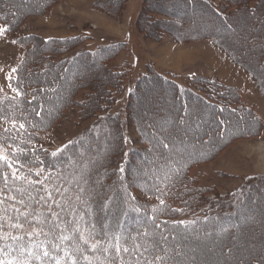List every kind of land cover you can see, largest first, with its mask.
I'll use <instances>...</instances> for the list:
<instances>
[{"label": "trees", "instance_id": "16d2710c", "mask_svg": "<svg viewBox=\"0 0 264 264\" xmlns=\"http://www.w3.org/2000/svg\"><path fill=\"white\" fill-rule=\"evenodd\" d=\"M9 1L0 0V25L3 36L13 38L28 17L35 16V12L46 13L55 0H48V4L39 9L34 6L36 10L31 13L17 11ZM102 1L105 4H101ZM109 1L98 0L95 5L112 15L120 12L128 0H112L114 6H107ZM198 4L206 7L204 10L223 25L222 29L234 20L233 16L248 13L256 17L259 9H264V0H191L187 5L197 8ZM198 9L205 14L202 8ZM141 15L145 14L140 12L134 17L131 30L139 29ZM176 23V27H182L180 22ZM157 34L161 38L168 32L161 29ZM131 37L129 33L128 39L100 38L84 32L73 38L37 35L14 38L18 45L29 46V50L11 80L16 94L10 96L0 91V157H3L0 159V260L8 256L33 264H48L67 249L73 261L69 263L67 259L66 264H174L191 242L207 243L214 237L238 239L254 224H259L244 220L245 208L257 197L252 192L264 184V176H249L237 190L221 192L215 186L201 185L193 175L196 167L209 163L218 155L215 142L225 147L243 134H225L233 118L247 116L252 118V124L261 121L254 107L247 103L241 89L221 79L166 73L148 61L142 68L139 57L134 54V63L119 61L122 53L132 55ZM222 37L216 32H192L187 40L208 39L215 45H223L230 53ZM78 47L82 49L77 50ZM36 53L38 63L32 59ZM64 64L67 66L64 73L71 67L100 68L113 81L102 94L99 84H87L85 79L90 78L91 73L73 72L75 82L68 83L70 98L67 96L56 112L44 119L45 106L52 104L47 96L52 81L46 76L51 74L50 69L61 70ZM152 84L159 91H171L173 94L169 98L181 102L182 111L178 109L174 115L178 119L171 120L162 134L155 132L153 136H146L144 127H151L152 119H148V124L142 123L137 112L142 106V95ZM57 86L52 92L57 91ZM260 88L264 91L262 86ZM192 101L197 103L194 105ZM187 106L194 111L193 119L199 116L196 110L199 106L216 116L213 120L218 132L214 133L213 127L207 128L205 124L198 138L194 137L195 130L192 135H186L188 140L192 137V144L197 140L198 146L209 145L211 150L163 180L158 188L144 186L146 178L137 173H143L144 168L155 162V167L169 164L165 154L182 138L179 132L185 119L192 118L184 116ZM69 114L75 115L76 126L83 127L81 133L60 146H51L44 135L67 120ZM246 122L243 125H247ZM174 125L175 130H172ZM100 129L106 130L107 136L116 133L118 143L102 138ZM103 139L106 154L104 159H97L90 166V177L104 175V183L101 189L85 196L75 182L66 177L74 176L70 166L80 154L98 149ZM133 158H138V162L134 163ZM104 191L111 193L107 201L102 197ZM109 211L113 213L107 217ZM256 215L262 214L257 212ZM106 219L113 223L104 224ZM152 231L156 234L166 232L165 245L160 244ZM64 232L69 236L66 242L62 240ZM141 238H149L152 242L146 252ZM173 244H176V252L169 249ZM237 247V240L226 246L223 256L226 262L222 263L230 261ZM263 255L252 264H264ZM88 256L91 260L85 261Z\"/></svg>", "mask_w": 264, "mask_h": 264}, {"label": "rangeland", "instance_id": "374dc122", "mask_svg": "<svg viewBox=\"0 0 264 264\" xmlns=\"http://www.w3.org/2000/svg\"><path fill=\"white\" fill-rule=\"evenodd\" d=\"M96 1L98 0H55L46 13L39 14L35 12V16L28 17L18 28L15 34L16 37L3 36V32L0 33V91L10 96L16 94L11 86V80L15 76L16 71L13 72L12 70H17L23 55L29 50V46L18 45L14 38L26 35H37L46 38H73L88 32L100 38L128 39V35L131 33L130 48H132L133 53L132 55L131 53L127 55L122 53L118 59L119 61L127 60L130 63H134V54L139 57V66L142 68L148 61L166 73L190 76L199 74L208 78L221 79L226 84L241 89L247 103L254 107V111L261 118L260 122L254 121V124L251 122L252 118L247 116L244 118L241 116L233 118L231 127L226 130L225 134L227 136L239 132L241 134L243 132V134L225 147H221V144L215 142V149L219 152L218 155L209 163L199 165L193 171V175L199 179L200 184L203 186H215L221 192H231L240 188L249 176H264V91L260 88L261 86L264 88V9L260 8V14L256 17H250L248 13H242L237 17L233 16L234 20L227 23L228 28L222 29V24L215 22L213 17L204 10V8L206 9L205 6L198 4L197 8L189 7L187 4L188 1L191 3V0H128L120 12L112 15L98 8L95 5ZM208 1L226 2L227 0ZM48 2V0H10L8 3H12L17 11L27 13V9L32 7L33 11L31 12H34L36 8L45 7ZM114 3L110 0L106 5L114 6ZM195 3L198 2L196 1ZM101 4L105 3L102 1ZM198 7L202 8L205 14H202L203 12ZM140 12L145 15H141V18H139V29L133 31L131 30L133 19L135 16H139ZM167 20H173V22L171 23ZM176 21L180 22L182 27H176ZM0 29H3L1 25ZM161 29L166 30L168 34L160 38L157 32ZM192 32L201 34L205 32L221 33L223 35L222 42L227 47L229 46L230 53L222 47L223 45H215L208 39L194 42L187 40ZM178 37L183 38L184 41ZM80 49L82 47H78L77 50ZM37 57V53L32 56L34 63H38L36 61ZM66 68V64L62 66L61 70L52 68L50 69L51 74L46 76L48 81H52L50 85L51 91L47 94L52 104L45 106L44 119L48 118L50 114L53 115L67 96L70 98V85L68 83L75 82L73 72L82 73L85 71L87 75L91 73L90 78L85 79L87 84L90 86L99 84L102 94L107 84L113 81V78L100 68L71 67L69 71L64 73ZM250 70L254 72L256 77ZM55 86L58 89L52 92ZM147 87L149 89H147L145 95H142V106L137 114L142 123L148 124V119H152L149 122L151 127H144V129L146 136H153L155 132L162 134L165 129H168L172 122L171 120L178 119V116L174 115L178 112V109L182 111V108H179L182 103L169 98L173 94L171 91H159L155 84ZM196 103L192 101V104L195 105ZM196 110L199 111L197 113L199 116L193 119L194 115H191L194 112L192 107L187 106L185 108V118L189 117V115L192 118L190 117V120L185 119L182 130L179 132L182 138H180L177 145L174 144L165 154L166 161L169 164L163 167H159V165L155 167L157 165V162H155L149 168H144L145 171L143 173H137V176L146 178L147 181L143 184L144 186L148 185L158 188L160 183L166 179V175L170 178L173 173L181 170L189 162L202 158V155L207 154L211 150L209 145L198 146L197 140L195 143L193 141L194 144H192L190 141L192 137L190 136V140H188V136H186L192 135L195 130L196 136L194 137L198 138L199 132H201L199 130L205 124L207 128L212 126L214 133L217 130L213 120L216 116L212 114L211 110L204 109L201 106L199 108L196 107ZM74 119L75 115L69 114L67 120L61 121L59 126L53 127L44 135L45 141L56 147L78 136L83 127L76 126L73 122ZM245 120L248 121L246 122L247 125H243ZM175 125L172 130H175ZM99 134L105 140H115L118 143V135L116 133L113 136H107L108 132L100 129ZM104 139L98 149L80 154L74 165L70 166V169L74 171V176L66 177L68 180L72 179L76 188L85 196H89V194L101 189L100 186L102 187L104 183V175H98L95 178L90 177L92 173L90 166L97 159H104L106 154V142ZM138 160V158H133L134 163H137ZM130 170L129 172H131ZM258 187V190L252 192L257 194V197L254 198L252 204L245 208L246 219L244 220H250L253 223L256 222V224H262L260 222H263L262 225L254 224L250 230H246L238 239L233 237L216 239L214 237L212 241L207 243L201 241L191 242L190 245L183 248L180 256L177 260H174V264H224L226 262L224 259L226 246L232 242L236 243V240L238 246L236 253L231 257L230 261L227 260L226 264H240L241 262L243 264H252L255 260H259V256L264 254V184ZM110 194V192L104 191L102 197L105 201L108 200ZM137 196L142 197L139 193H137ZM86 205L88 206L89 204ZM103 211L101 210V212ZM257 212L262 215H256ZM111 213L113 212L109 211L107 217ZM84 218V216L80 217L81 220H84ZM110 222L113 223V220H104V224H109ZM152 234L158 237L161 245H165L163 238L166 236V232L156 234L152 231ZM214 234H218V231H214ZM257 234H260V236H257ZM122 236H124L123 233ZM68 238V233L64 232L62 235L63 242H66ZM141 239H143L142 244L146 252L148 245L152 242L149 238ZM106 249L104 247V250ZM169 249L172 252H176V244H173V247ZM64 251L62 256L53 257L48 264H66L67 259L71 257L69 250L65 249ZM85 259V261L91 260L89 256ZM0 261L3 264H33L8 256H5ZM68 261L72 263L73 259Z\"/></svg>", "mask_w": 264, "mask_h": 264}, {"label": "snow or ice", "instance_id": "6c2138e0", "mask_svg": "<svg viewBox=\"0 0 264 264\" xmlns=\"http://www.w3.org/2000/svg\"><path fill=\"white\" fill-rule=\"evenodd\" d=\"M2 32H3V29H0V33H2ZM12 71H13V72H15L16 70H15V69H13ZM13 90H16V89H13ZM17 94L19 95L20 93H19V92H17ZM20 127H21V128H23V124H21V125H20ZM165 147H167V145H165ZM0 159H3V157H0ZM8 166H9V167H11V164H9ZM165 178H166V179L168 178V177H167V175H166V177H165ZM162 202H163V201H162ZM124 251H125V252H127V251H128V249H127V248H125V249H124ZM45 255H48V253H47V252H45ZM0 264H3V262H2V261H0Z\"/></svg>", "mask_w": 264, "mask_h": 264}, {"label": "bare ground", "instance_id": "6f19581e", "mask_svg": "<svg viewBox=\"0 0 264 264\" xmlns=\"http://www.w3.org/2000/svg\"><path fill=\"white\" fill-rule=\"evenodd\" d=\"M22 4H23V3H22ZM27 11H28V12H29V11H30V12L33 11L32 7L29 8V9H27ZM201 13H202V12H201ZM177 16H178V15H177ZM185 17H186V16H185ZM175 28H176V27H175ZM228 39H229V38H228ZM226 41H227V40H226ZM228 41H229V40H228ZM227 44H228V43H227ZM228 47H229V46H228ZM258 74H259V72H258ZM74 86H75V89H76L77 86H76V85H74ZM74 86H73V87H74ZM151 87H152V86H151ZM151 87H150V89H151ZM148 89H149V88H148ZM153 91H154V90H153ZM148 92H149V91H148ZM114 204H115V203H114ZM95 206H96V205H95ZM107 216H108V215H107Z\"/></svg>", "mask_w": 264, "mask_h": 264}]
</instances>
